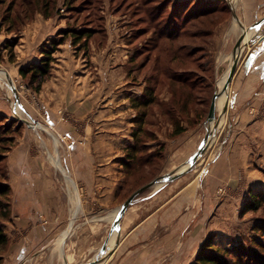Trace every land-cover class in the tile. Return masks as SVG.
Wrapping results in <instances>:
<instances>
[{"label":"rangeland","instance_id":"1","mask_svg":"<svg viewBox=\"0 0 264 264\" xmlns=\"http://www.w3.org/2000/svg\"><path fill=\"white\" fill-rule=\"evenodd\" d=\"M228 2L231 8L219 7L224 0H0V68L14 83L0 84V182L11 187L0 205V226L10 238L0 247L1 264H36L35 255H20L36 251L24 244L36 237L27 221L36 195L71 200L66 172L51 155L58 154L77 186L76 148L92 150L100 141L117 154V202L157 180L133 200L146 207L178 182L166 200L177 194L188 200L179 264L195 262L208 238L232 256L244 254L248 264H264V136L256 134L264 127H251L246 140L239 136L242 121L264 124V77L261 92L237 101L252 55L264 49V23L241 52L229 106L217 111L209 146L177 181L158 179L190 164L203 145L236 42L264 17V5L246 15L243 0ZM235 18L241 27H232ZM46 54L49 73L38 90L37 80L20 70ZM53 242H44V261L37 264H64L62 256H51Z\"/></svg>","mask_w":264,"mask_h":264},{"label":"crops","instance_id":"2","mask_svg":"<svg viewBox=\"0 0 264 264\" xmlns=\"http://www.w3.org/2000/svg\"><path fill=\"white\" fill-rule=\"evenodd\" d=\"M243 5L247 15L252 9L263 7L264 0H243ZM234 14L239 15L236 11L233 12ZM252 56L248 65L249 71L243 76V85L241 84L242 87L238 89L241 91L237 92V101L239 96L262 91L264 49ZM242 122L239 127L244 130L239 136L245 140L251 127H264V124L259 122L254 124ZM257 133L259 138L264 136V130ZM238 139L240 140L239 137ZM99 145L100 147L92 150L86 144L76 148L77 168L73 173L78 181L76 192L80 193L82 199L68 202L52 199L48 202L46 199L41 201L36 195L34 201L36 210L29 213L30 218L27 217V221L32 220L34 224L36 237L32 235L29 239L26 238L27 242H24L28 249L36 251L31 254L25 252L26 255L20 253V255L22 257L35 255V263H41L46 253L43 248L44 242L54 241V246L49 252H52V257L62 256L61 262L64 264H82L94 260L97 261L95 264H179L175 257L181 253L185 234L182 224L184 227V222L187 221L185 202L188 200L180 198V194L166 200L172 195L171 190L178 186L176 185L178 182L170 185L168 191L161 194L160 197L164 196V198L162 197L163 199L158 203L135 207L132 202L121 220L120 229L115 230L118 234L116 243L114 246L110 244L114 233V231L112 233V224L116 217L113 220L111 218L122 205L117 202L115 195L119 180L116 167L118 162L114 160L117 154L113 155L107 147L104 148L102 141ZM241 153L245 154L244 145ZM25 159L29 158L25 157L24 161ZM21 168L24 174L28 173L26 165ZM177 180L178 178L173 181ZM29 187L32 185L29 184ZM33 187L32 189L38 191L36 183ZM51 190L55 191L53 188ZM193 190L189 194L192 195ZM145 208L152 210L148 212ZM106 241H108L107 251L102 253L101 249ZM25 250L22 249V252ZM99 253H102L100 258L95 259ZM92 256L95 257L91 258ZM22 262L24 260L20 261ZM9 264H12L11 261Z\"/></svg>","mask_w":264,"mask_h":264},{"label":"water","instance_id":"3","mask_svg":"<svg viewBox=\"0 0 264 264\" xmlns=\"http://www.w3.org/2000/svg\"><path fill=\"white\" fill-rule=\"evenodd\" d=\"M264 23V17L259 19L258 21H256L255 23H253L250 28L247 29H254V28H260L261 25ZM246 29V28H244ZM243 29L242 34L239 36L235 48H234V61L228 71L225 83H224V87L223 90H229L230 85L235 77V72L237 70V66L240 60V56H241V52L243 50V48L245 47V45L247 43L244 42V38L246 35V31ZM260 42L264 41V35H262L259 39ZM10 81H11V85H14L13 80L11 79V76L9 73H7ZM17 92V90H16ZM221 91H217L212 99L211 105H210V110H209V114H208V118H207V122L210 124L211 122H214L216 119V115H217V98L220 96ZM19 102V96L16 95V103ZM229 106V100L227 101V104L225 105L224 109H223V113L227 111V108ZM27 121V120H26ZM29 122V121H27ZM30 124V122H29ZM219 127V123L215 124L214 126H209L208 127V131L205 135L204 141H203V145L200 147V149L191 157L190 159V164L188 165V167L182 171V172H175L173 174H167L165 176L159 177L158 179L161 180H165V182H169L172 180H175L176 178L179 177V175L185 171H187L191 166L195 165L197 160L199 159V157L201 156V154L205 151V149L207 148V146H209V144L211 143V135H214L215 130ZM157 180H153L145 185H143L142 187H140L139 189H137L136 191H134L127 199L126 201L121 205L120 210L118 212V215L116 216L113 224H112V233L115 230H119L120 229V224H121V220L123 219L127 209L130 207V205L132 204L133 200L142 192H144L145 190H147L149 187H151L152 185L156 184ZM107 245H108V241H106L102 247V252H106L107 251ZM97 261H89L86 263H82V264H95Z\"/></svg>","mask_w":264,"mask_h":264},{"label":"trees","instance_id":"4","mask_svg":"<svg viewBox=\"0 0 264 264\" xmlns=\"http://www.w3.org/2000/svg\"><path fill=\"white\" fill-rule=\"evenodd\" d=\"M224 2L226 5H222L219 7H230L228 0H224ZM229 11L232 14V10ZM43 57L44 59L38 65H33L32 67L23 68L20 70L21 74L24 77H27L29 74L31 75V82H36L37 80L38 83L36 85V88L38 90L40 89L41 85L44 82V79L49 73L50 56L48 57V55L46 54ZM10 190L11 187L8 183L0 182V205L1 200L7 199L9 197ZM1 212L3 217L9 215L7 209L5 211L1 210ZM9 242V236L7 235L4 228L0 226V247L5 248L9 244ZM231 252L232 251L230 249L224 248L220 244L215 243L212 238H208L204 241L203 245L201 246V249L196 255L195 262H193L192 264H248L245 262L244 254L234 252V255L232 256L230 255ZM2 258L3 257L0 256V264L3 260ZM250 264L252 263L250 262Z\"/></svg>","mask_w":264,"mask_h":264},{"label":"bare ground","instance_id":"5","mask_svg":"<svg viewBox=\"0 0 264 264\" xmlns=\"http://www.w3.org/2000/svg\"><path fill=\"white\" fill-rule=\"evenodd\" d=\"M236 1H238V0H236ZM232 27H238V28L241 27V24H240V22H239V20L237 18L234 19ZM244 30L246 31L244 42L247 43V42H249L252 39V37L255 35L256 32L253 29H247L246 28ZM7 73L8 72L5 69L0 68V84L2 86H5V81L7 80L8 85L11 87L12 86L11 85V81H10ZM227 74L228 73L226 72L225 76L218 83V86L220 87L219 91H221V94L217 98V101H216L217 111H222L224 109L225 105L227 104V101L229 100L228 99L229 90H226V91L223 90ZM215 123H216L215 121L211 122L210 125L214 126ZM220 124H222V120L220 121ZM40 127H43V126H40ZM55 141H56V143H58L59 142V138L55 137ZM51 160L56 165V167H58L60 170H62L64 172H66V180H67V183H68V190H69V194H70L71 200H73V201L76 200L77 199V197H76L77 196V194H76L77 186L74 183V181L71 179V176L69 175L68 169L66 167H64V165L62 164V161L60 160V157L58 156V154L51 155ZM188 165H189L188 163L182 165L181 168L178 169V172L184 171L188 167ZM157 186H160V185L157 184ZM118 210L119 209H117L116 212L113 214V216L111 218L112 220L116 217V215L118 213ZM117 235H118L117 231H114V233L111 236L110 244L113 245V246L116 243Z\"/></svg>","mask_w":264,"mask_h":264}]
</instances>
